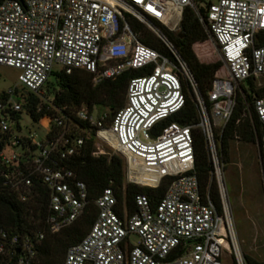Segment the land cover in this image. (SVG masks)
I'll list each match as a JSON object with an SVG mask.
<instances>
[{"label":"built area","instance_id":"1","mask_svg":"<svg viewBox=\"0 0 264 264\" xmlns=\"http://www.w3.org/2000/svg\"><path fill=\"white\" fill-rule=\"evenodd\" d=\"M185 8L197 14L223 65L206 102L161 30L177 32ZM130 19L151 31L170 55L142 44ZM262 31L264 0L0 2V66L18 71L16 84L0 92V187L20 202L40 201L44 226L24 235L0 229V264H31L45 235L69 227L88 207L87 186L70 164L92 131L91 156L106 153L96 143L109 146L110 154L124 161L126 183L156 188L164 178L171 181L155 205L135 195L132 212L104 188L93 199L90 229L56 264H222L223 253L245 264L225 201L219 140L239 96L244 110L249 113L251 107L257 119L264 147V96H253L250 104L245 100L251 93L248 81L254 90L264 88V43L256 45ZM142 67L149 71L129 77L124 105L109 123L106 112L56 105L53 93L43 90L53 73L81 70L95 86ZM181 78L195 98L198 123L193 127L166 121L184 107ZM33 99L35 112L43 111L37 120L25 107ZM31 123L44 129L40 140L22 133ZM194 127L204 140L220 211L200 191L194 173ZM135 169L152 171L155 184L133 177Z\"/></svg>","mask_w":264,"mask_h":264},{"label":"trees","instance_id":"2","mask_svg":"<svg viewBox=\"0 0 264 264\" xmlns=\"http://www.w3.org/2000/svg\"><path fill=\"white\" fill-rule=\"evenodd\" d=\"M2 1L0 0V2ZM129 24L132 30L138 33L142 44L158 51L160 54L170 55L165 45L145 26L133 19L129 20ZM161 30L181 60L186 64L196 84L198 94L206 102V94L211 88L212 81L215 77L223 74L221 61L201 62L197 51L194 49L196 45L203 44L209 39V33L199 21L197 14L190 8L183 10L177 32ZM263 43L264 31L257 36L256 45ZM148 71L149 68L142 67L125 72L113 80H106L95 86L92 85L91 76L81 70H74L69 75L63 72L53 73L51 75L52 82L48 83L47 90L51 88L54 104L66 105L70 108H79L84 105L89 111L95 108L98 112L107 113L106 122L109 123L111 117L124 105L129 77L141 76ZM248 83L251 93L246 95L245 100L250 104L253 96H264V88L254 90L252 83L250 81ZM181 85L185 97L184 107L168 117L166 121H174L184 126L193 127L198 123L194 94L189 83L183 78H181ZM35 102V99L30 100L25 107L32 118L37 120L41 117L43 111L35 112ZM191 134L194 148V173L197 176L200 191L208 194L216 209L220 211L221 204L218 190L211 176V165L202 134L196 127L191 129ZM235 137L256 147L260 154L261 171L264 178V147L259 143L258 122L251 107L249 113L244 110V101L239 96L236 97L232 115L225 124L219 140L223 163L227 161V152ZM94 143L95 133L92 131L80 155L70 164L77 178L87 186L90 198L88 207L69 227L55 235L46 234L37 247L36 257L31 264H56L64 258L69 247L80 242L95 219L96 209L93 205V199L104 188H111L118 206L124 203L129 212L134 209L133 199L135 195L143 194L151 205H155L167 190L171 181L170 178H164L156 188L126 183L123 159L109 152L99 157L91 156ZM42 209L43 206L40 201L35 203L20 202L11 193L0 187V229L19 235L43 230L44 226L39 214ZM243 259L245 264H264V262L255 261L246 255H243ZM231 264L235 263L231 262Z\"/></svg>","mask_w":264,"mask_h":264},{"label":"rangeland","instance_id":"3","mask_svg":"<svg viewBox=\"0 0 264 264\" xmlns=\"http://www.w3.org/2000/svg\"><path fill=\"white\" fill-rule=\"evenodd\" d=\"M194 49L201 62L211 63L220 61V55L211 37ZM18 71L0 66V92L13 87L17 82ZM50 77L43 86L47 93ZM23 121L26 119L23 117ZM35 135V140H40L44 129L38 124H28L22 133ZM100 150L111 153L109 146L96 143ZM115 155V154H114ZM119 156V155H117ZM260 154L256 147L234 139L227 152V161L223 163L221 174L222 186L225 192V201L231 218L236 239L242 255L264 262V178L261 171ZM140 181L152 185L151 175L141 173ZM142 186V185H139ZM130 242H136L135 236L130 237ZM227 253L222 254L221 263L231 264Z\"/></svg>","mask_w":264,"mask_h":264},{"label":"bare ground","instance_id":"4","mask_svg":"<svg viewBox=\"0 0 264 264\" xmlns=\"http://www.w3.org/2000/svg\"><path fill=\"white\" fill-rule=\"evenodd\" d=\"M143 172L148 173L149 175H153V172L152 171H149V172L148 171H140V170H137V169H135L134 171H132V175H133V177L137 178L140 181L139 175L141 173H143ZM150 182H152V183L155 184V182H156V176L155 177H152L151 176Z\"/></svg>","mask_w":264,"mask_h":264},{"label":"water","instance_id":"5","mask_svg":"<svg viewBox=\"0 0 264 264\" xmlns=\"http://www.w3.org/2000/svg\"><path fill=\"white\" fill-rule=\"evenodd\" d=\"M260 159V158H259ZM260 163H261V160H260Z\"/></svg>","mask_w":264,"mask_h":264}]
</instances>
